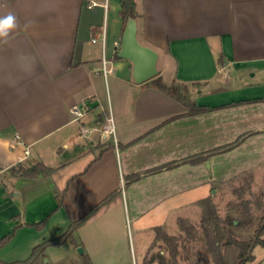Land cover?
I'll return each instance as SVG.
<instances>
[{"label": "crops", "instance_id": "0c3cea01", "mask_svg": "<svg viewBox=\"0 0 264 264\" xmlns=\"http://www.w3.org/2000/svg\"><path fill=\"white\" fill-rule=\"evenodd\" d=\"M135 1L139 42L162 51L163 70L174 60V83L187 84L193 101L215 109L181 116L180 101L152 79L138 83L132 61L114 58L124 31L119 0H0V18L16 17L7 42L0 38V239L17 226L0 247L1 260L31 254L115 193L77 230L73 244L92 264H126L127 220L145 230L146 217L160 222L210 195L212 183L225 180L224 156L255 144L253 163L264 158V0ZM160 59L158 52L157 69ZM242 101L251 103L222 107ZM74 106L87 108L82 122L94 129L85 137ZM111 115L116 134L102 138ZM248 131L254 133L228 152L126 181ZM38 160L56 171L47 177L12 171ZM67 185L56 209V195ZM39 212L48 216L42 229L30 225ZM258 247L246 264H264Z\"/></svg>", "mask_w": 264, "mask_h": 264}, {"label": "trees", "instance_id": "16d2710c", "mask_svg": "<svg viewBox=\"0 0 264 264\" xmlns=\"http://www.w3.org/2000/svg\"><path fill=\"white\" fill-rule=\"evenodd\" d=\"M121 4L120 15L125 29L130 18H138L139 13L135 0H119ZM115 59H120L118 53ZM164 93L185 105L186 110L181 116H192L203 112H209L215 108L198 105L189 96L187 84L173 83L166 84L161 76L155 77L151 81ZM251 102L242 101L232 103L230 107L238 104H248ZM179 116V115H178ZM253 131L239 135L235 140L226 144L211 148L205 152L194 154L180 160L168 162L161 166L147 169L141 172L130 174L126 177L127 182H133L145 175L152 174L166 168H173L184 163H198L208 160L211 156L228 152L238 147ZM12 171L30 177L50 176L56 168L46 165L43 161H35L29 168L15 166ZM250 182L239 187H235L233 192L235 199L230 200L226 206V214L220 215L218 205L214 201L213 195H208L197 202L202 207V217L200 227L187 218L180 217L178 224L180 232L170 234L164 226L155 227V240L150 246L144 264H246L255 259L254 249L257 246H264V188L258 192H250ZM67 187L61 194L56 195V209L63 205V195ZM115 193L110 194L98 205L87 212L83 217L72 220L68 230L59 237L45 239L36 245L30 256L26 259L7 262L0 259V264H48L45 263L46 248L50 245L61 244L71 240L78 245L76 240L77 230L96 213L102 206L107 204ZM249 196V197H248ZM48 217V216H47ZM47 217L43 220L31 223L37 229L45 226ZM0 239V247L4 246L13 237L15 229ZM159 244V250L155 248ZM197 244V247H195ZM84 264H92L88 254L83 253Z\"/></svg>", "mask_w": 264, "mask_h": 264}, {"label": "rangeland", "instance_id": "374dc122", "mask_svg": "<svg viewBox=\"0 0 264 264\" xmlns=\"http://www.w3.org/2000/svg\"><path fill=\"white\" fill-rule=\"evenodd\" d=\"M158 52L161 56L160 62H158V69L163 70V53L161 50H158ZM165 63L166 66L161 72L162 79L166 84L172 85L175 79L176 64L174 60L171 59L166 60ZM112 98H114V95ZM100 100L105 105V109H108L107 111L109 112V102L106 94L101 95ZM178 106L179 107L177 110H175V112H183L186 110L185 105H183L182 103L178 102ZM254 145L255 144H251V146H249L252 148H250L249 146L244 147V149H242L240 153L238 152L237 154L234 153L233 155H227L220 159V176L225 177V180L214 181V183H212L213 188L210 191V195L214 196V201L218 205L219 213L222 216L226 214L227 203L230 200L236 198L233 192L235 187H239L250 182V192L258 193L264 188V158L259 159L258 164L253 163L257 161V159L254 158L251 154H254ZM34 157H36V155ZM197 201L189 204L188 206L179 208L173 214H170L168 218L160 222H155L156 219L159 218V216H157L156 218L146 217L144 219V224L146 226L149 225L150 228H147L145 230H137L134 221H131L130 219L127 220L125 237L129 245L131 258L130 260H128V262H126V264H144L145 256L155 240L156 226H164L170 234H178L180 232L178 219L182 217L189 219L199 228L200 220L202 217V207L198 204ZM39 214L40 212L36 213L34 217H36V219L37 217H41L38 216ZM45 217L46 216L39 218L38 221L43 220ZM79 247L75 248V245L71 240H67L57 245H50L46 248L45 259H48V264H84L83 258L81 259L82 255L80 254L81 252L79 251ZM195 247H197V244H195ZM158 250L159 244L155 248V251ZM257 250V254L259 255L260 250H264V248L263 246H259ZM29 254L19 256V259H26ZM182 264L189 263L185 261Z\"/></svg>", "mask_w": 264, "mask_h": 264}, {"label": "water", "instance_id": "95a60500", "mask_svg": "<svg viewBox=\"0 0 264 264\" xmlns=\"http://www.w3.org/2000/svg\"><path fill=\"white\" fill-rule=\"evenodd\" d=\"M119 58L129 59L133 63V76L138 83L149 81L158 75V53L139 42L137 38V19L130 18L122 34ZM83 252V248L79 247ZM48 262V259H45Z\"/></svg>", "mask_w": 264, "mask_h": 264}, {"label": "built area", "instance_id": "2783aa9c", "mask_svg": "<svg viewBox=\"0 0 264 264\" xmlns=\"http://www.w3.org/2000/svg\"><path fill=\"white\" fill-rule=\"evenodd\" d=\"M95 4H97V2H95V1L91 2V5H95ZM105 39H106V35L104 32L103 33L104 44H105ZM93 41L95 42L96 39H93ZM108 63H109V59L107 58L106 54L103 53V56L101 58V69L105 75H107L110 72V69L108 68ZM72 111L75 114L76 119L80 121V129H79L80 135L85 137L88 134H90L94 128H91L90 125L82 122L83 117L87 114V108L86 107L80 108L78 106H74ZM108 134H111L112 136H115V134H116L115 120H114V117L112 115L108 117V122L105 124V126L100 129V136L102 138L104 136L107 137ZM29 153H30V151L27 149L26 154H29Z\"/></svg>", "mask_w": 264, "mask_h": 264}, {"label": "clouds", "instance_id": "9594fccd", "mask_svg": "<svg viewBox=\"0 0 264 264\" xmlns=\"http://www.w3.org/2000/svg\"><path fill=\"white\" fill-rule=\"evenodd\" d=\"M16 27V17L13 14H8L0 18V38L7 42V37L11 30Z\"/></svg>", "mask_w": 264, "mask_h": 264}]
</instances>
